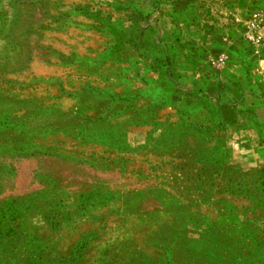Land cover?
Instances as JSON below:
<instances>
[{"label": "rangeland", "instance_id": "obj_1", "mask_svg": "<svg viewBox=\"0 0 264 264\" xmlns=\"http://www.w3.org/2000/svg\"><path fill=\"white\" fill-rule=\"evenodd\" d=\"M136 14L0 0V264H264L245 68L180 70Z\"/></svg>", "mask_w": 264, "mask_h": 264}, {"label": "crops", "instance_id": "obj_2", "mask_svg": "<svg viewBox=\"0 0 264 264\" xmlns=\"http://www.w3.org/2000/svg\"><path fill=\"white\" fill-rule=\"evenodd\" d=\"M113 1L121 10H134L145 16L139 20L136 14L131 22H136L143 29L150 52L160 56L157 53L159 47L165 45L166 55L186 59L185 62H176L180 70L187 72V59L198 58L204 62L201 72L208 74L209 60L226 48L235 70L245 68L247 98L257 104L256 114L264 115V49L254 48L245 39L249 20L264 13V0ZM91 4L95 6L93 1ZM82 8V4L70 6L76 12ZM79 16L74 15L70 22L79 25ZM130 19L125 18L123 23L130 22ZM207 86L211 92V85ZM252 130L258 131L256 128Z\"/></svg>", "mask_w": 264, "mask_h": 264}, {"label": "built area", "instance_id": "obj_3", "mask_svg": "<svg viewBox=\"0 0 264 264\" xmlns=\"http://www.w3.org/2000/svg\"><path fill=\"white\" fill-rule=\"evenodd\" d=\"M245 39L251 46L257 49H264V13L256 14L249 20L248 29L245 32ZM228 55L221 52L215 63L218 67L226 65Z\"/></svg>", "mask_w": 264, "mask_h": 264}]
</instances>
